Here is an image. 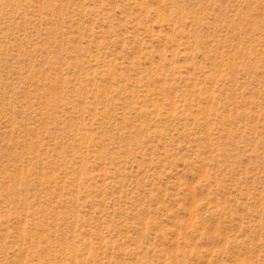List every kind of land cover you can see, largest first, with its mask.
I'll use <instances>...</instances> for the list:
<instances>
[{
    "label": "rangeland",
    "instance_id": "374dc122",
    "mask_svg": "<svg viewBox=\"0 0 264 264\" xmlns=\"http://www.w3.org/2000/svg\"><path fill=\"white\" fill-rule=\"evenodd\" d=\"M0 264H264V0H0Z\"/></svg>",
    "mask_w": 264,
    "mask_h": 264
}]
</instances>
